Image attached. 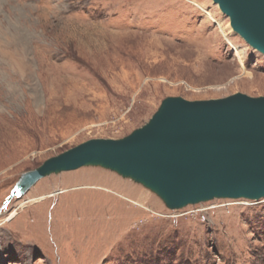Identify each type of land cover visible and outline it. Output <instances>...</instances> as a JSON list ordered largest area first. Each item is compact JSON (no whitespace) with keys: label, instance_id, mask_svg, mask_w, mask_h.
<instances>
[{"label":"rangeland","instance_id":"obj_1","mask_svg":"<svg viewBox=\"0 0 264 264\" xmlns=\"http://www.w3.org/2000/svg\"><path fill=\"white\" fill-rule=\"evenodd\" d=\"M229 24L213 0H0V264H264V196L172 207L99 163L15 192L48 159L145 127L167 99L264 96V54Z\"/></svg>","mask_w":264,"mask_h":264},{"label":"water","instance_id":"obj_2","mask_svg":"<svg viewBox=\"0 0 264 264\" xmlns=\"http://www.w3.org/2000/svg\"><path fill=\"white\" fill-rule=\"evenodd\" d=\"M264 53V0H213ZM104 164L141 181L172 207L214 195L264 196V96L167 99L123 139H90L26 174L15 192L53 170Z\"/></svg>","mask_w":264,"mask_h":264},{"label":"bare ground","instance_id":"obj_3","mask_svg":"<svg viewBox=\"0 0 264 264\" xmlns=\"http://www.w3.org/2000/svg\"><path fill=\"white\" fill-rule=\"evenodd\" d=\"M192 4L193 5H198V3H196L195 1H192ZM217 4V6L219 7V9H220V11L223 13V11H222V9L220 8V6H219V4L218 3H216ZM200 8H201V6H200ZM205 11V13L207 14V16H209V17H212L211 16V14L208 12V11H206V10H204ZM213 18V17H212ZM229 22H230V27H229V29L231 30V31H233V32H235L236 34H238L239 36H241L244 40H245V38L241 35V34H239V32H237L235 29H234V27L232 26V23H231V20H230V18H229ZM221 32H222V34L225 36L226 35V33H225V31H224V29H221ZM226 40H227V42H229L230 43V41H229V39L228 38H225ZM246 41V40H245ZM247 42V41H246ZM248 43V42H247ZM249 44V43H248ZM250 45V44H249ZM251 46V45H250ZM252 48H254V49H256V50H258L257 48H255V47H253V46H251ZM234 49H235V52H236V55L238 56V59L240 60V62L242 61V54H243V50H241V49H238V48H236V46H234ZM260 52V51H259ZM262 53V52H261ZM264 54V53H263ZM63 191H65V190H63L62 188L60 189V190H58V192H63ZM57 192V193H58ZM54 194H56V193H51V194H48L47 196H52V195H54ZM43 197H45V196H43ZM43 197H40L39 199H41V198H43ZM39 203V202H38ZM24 207V206H23ZM39 207V206H38ZM37 207H35V209H36ZM17 211L18 210H14L12 213H10V215L8 216V218H7V220H11L12 218H13V216H14V214L15 213H17ZM6 221V220H5ZM38 225V224H37ZM33 228H34V226H33Z\"/></svg>","mask_w":264,"mask_h":264}]
</instances>
